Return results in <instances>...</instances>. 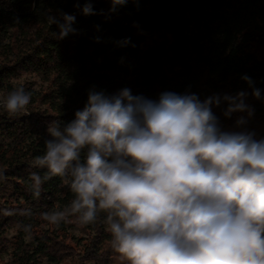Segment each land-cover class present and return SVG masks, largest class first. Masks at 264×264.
I'll list each match as a JSON object with an SVG mask.
<instances>
[{"label":"trees","instance_id":"trees-1","mask_svg":"<svg viewBox=\"0 0 264 264\" xmlns=\"http://www.w3.org/2000/svg\"><path fill=\"white\" fill-rule=\"evenodd\" d=\"M84 6L85 0L79 7L76 0H0V101L25 77L22 86L32 93L27 114L10 117L0 106V264H124L103 214L85 227L74 218L59 228L41 218L73 198L60 177L44 183L39 199L30 190V172L46 171L30 162L45 152L47 126L71 122L93 88L108 95L129 88L152 100L165 91L201 100L247 91L255 109L247 127L264 137V0H129L116 11L110 0H94L93 15ZM61 12L76 17L77 29L63 40L47 19L63 22ZM244 75L262 99L251 95ZM226 107L213 110L232 130L240 114L225 118ZM26 209L31 216L22 214ZM28 224L31 234L23 231Z\"/></svg>","mask_w":264,"mask_h":264},{"label":"clouds","instance_id":"clouds-1","mask_svg":"<svg viewBox=\"0 0 264 264\" xmlns=\"http://www.w3.org/2000/svg\"><path fill=\"white\" fill-rule=\"evenodd\" d=\"M93 2L85 0V15L95 14ZM110 2L116 11L129 0ZM60 15L63 22L47 19L63 40L77 32L76 17ZM242 79L262 99L254 81ZM248 96L242 90L201 100L165 91L152 100L129 88L112 95L91 89L71 122L49 123L45 152L30 162L46 170L30 172L35 199L52 177L73 194L67 206L41 218L57 228L74 218L85 227L103 214L111 248L124 264H264V137L247 127L255 115ZM31 102L21 86L0 106L16 117ZM225 104V118L240 114L232 130L213 110Z\"/></svg>","mask_w":264,"mask_h":264},{"label":"rangeland","instance_id":"rangeland-1","mask_svg":"<svg viewBox=\"0 0 264 264\" xmlns=\"http://www.w3.org/2000/svg\"><path fill=\"white\" fill-rule=\"evenodd\" d=\"M29 79V77H25L22 81H20L19 83H17V84H21L20 86H22V85H24L25 84V82H26V80H28ZM7 95H5V96H1V99L3 100L5 97H6ZM73 234L75 235V236H79L80 235V232L79 231H77V230H74L73 231ZM12 236V233H10L9 234V237H11ZM2 258H3V260L5 261V262H7L8 260H9V255L8 254H4L3 256H2Z\"/></svg>","mask_w":264,"mask_h":264}]
</instances>
